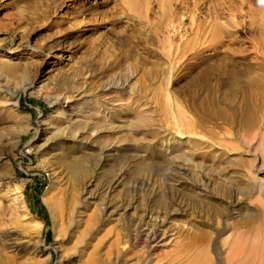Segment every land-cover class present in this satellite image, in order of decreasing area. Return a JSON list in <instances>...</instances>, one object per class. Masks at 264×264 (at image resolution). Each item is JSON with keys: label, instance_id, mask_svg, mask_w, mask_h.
<instances>
[{"label": "rangeland", "instance_id": "obj_1", "mask_svg": "<svg viewBox=\"0 0 264 264\" xmlns=\"http://www.w3.org/2000/svg\"><path fill=\"white\" fill-rule=\"evenodd\" d=\"M222 58L237 70L232 90L215 80ZM58 105L73 106L68 122L61 124ZM99 106L112 109L110 119ZM6 107L22 115V131ZM58 124L73 125L92 143L79 152H86L93 173L103 168L92 195L111 167L122 174L113 202L129 192L135 206L110 215L101 212L103 197L84 203L83 219L92 214L87 249L101 240L95 256L103 264H197V255L199 264L261 260L264 0H0V264L45 257L44 264L78 263L73 255L58 261V238L42 199L54 182L50 161L60 151L41 150L40 139L54 131L41 130ZM216 150L220 168L209 166L210 183L200 185V164L205 158L210 165ZM221 169L225 181L215 172ZM222 181L227 190L216 184ZM15 185L28 210L21 217L11 204ZM148 211L152 220L143 217ZM26 218L42 223L39 234H29ZM116 235L118 253L108 256Z\"/></svg>", "mask_w": 264, "mask_h": 264}, {"label": "bare ground", "instance_id": "obj_2", "mask_svg": "<svg viewBox=\"0 0 264 264\" xmlns=\"http://www.w3.org/2000/svg\"><path fill=\"white\" fill-rule=\"evenodd\" d=\"M221 40H222V37L218 36V38H216L215 43L219 44L221 42ZM215 80L217 81L218 85H223L226 83L228 85L227 87L229 90H232L233 88H235L237 86V84H238L237 70L233 67L232 63L228 59L225 60L222 58V59H219L217 61V71L215 74ZM119 86L117 84V85H113L112 87L118 89ZM64 100H65V102L69 101V98L66 97ZM15 104H16V102L12 103L13 106H15ZM60 107L61 106L58 105V108H60ZM99 108H101V107L99 106ZM97 109H98V107H97ZM6 110H8V107H6ZM14 110H16V107L14 108ZM111 110L112 109H110V108L102 107L101 110H98V111L101 112V114L104 117H106L107 119H110V117H111L110 111ZM59 111L62 115V118H61V120H62L61 124H62V123H65L69 119L68 118L66 120V118L68 117L67 115L73 114V106L72 105H63L61 107V110H59ZM118 111L121 112V110H118ZM9 113H11L13 115V117L15 118V125L14 126H16L15 128H17L18 131H20L23 127H25V122L23 121V119L21 117L22 115L20 116L18 112H15V111L13 112V110H10ZM77 113H79V112H77ZM5 114H6V112H5ZM85 114H87V113H85ZM8 118H9V116H8ZM85 119H87V118H85ZM70 120H71V118H70ZM72 121H75V120H72ZM99 121H101V120H99ZM110 121L108 123H110ZM80 122H81V120H80ZM80 122H78V124ZM106 122H105V120L103 121L104 124ZM97 123H99V122H97ZM108 123H106V124H108ZM61 124L60 125L58 124L59 126L54 125V126H56L54 129L44 127L41 130L43 134L48 133L49 131L51 133V130H54V131H52V134H50L46 137H43V139H40V140H42V142H41L42 143V149L41 150H44L45 148H49L52 146V147H56V149H59V151H60L57 154L53 155V157L50 161V163L53 164V166H54V167H52V174L54 177V182H52L51 184L46 186L44 195L42 197L43 201L48 203V206L50 209L49 211H50L51 219L53 222L52 226L54 228L55 235L58 238L57 246L60 247V252H59V257H58L59 260L58 261H64L65 258H67L70 255H73L74 257L75 256L78 257V261L76 260L78 262L77 264H103V262L100 260V257H98L99 255L95 256V250L97 252L96 248L98 246H100L99 244H101V240L95 246H93V249L91 251H88V249H87L88 248V242L86 240L87 239L86 238L87 237L86 236L87 235L86 224L90 220V217L92 214H91V211L89 214H87V216H86L87 222L85 221V219H83V218H85V215H86V209H85V207H83L84 203L90 204V203H92V199H95L98 197L99 198L103 197V199H105V200L103 201L101 199L103 201L101 203L102 205L100 207L101 212L103 213V211L106 212L107 210H109V214L111 213L110 215L117 214L116 210H118V209H122L124 211H127V210L131 209V207L133 208L135 206H130L131 205L130 201H132V200L129 197V192H125L123 197L120 199L115 198L116 201L113 202L115 196L113 195L112 191L116 187L119 186V184L121 182L119 180L121 178L120 175H122L120 173V171L119 172L116 171V170H119L116 168H115L116 169L115 173L112 172L111 167H110V169L107 168L108 170H106V171L110 172L109 174L111 175V177L106 179L105 182L102 184L100 193H97V195H95V196L92 195L91 187L95 186V184H96L95 182L99 178V173L101 171H103V168H102V170L100 169L101 170L100 172H98V173L95 172L96 174L93 173L94 171H92V170H94L95 168L94 169L92 168L93 167L92 162L89 163L91 165H87L85 162V159H87V158H85L84 154L86 152L84 151L85 152L84 153L82 151L84 154L79 153V152H81V150H83L85 148H91L92 143L90 144L89 141L84 140V138L82 137V133L79 132L78 130H76V127H73V125L70 126L69 124H64V126H61ZM91 124H93V122H91ZM94 124H95V122H94ZM102 124H101V126H102ZM79 125L81 126V123ZM46 126H47V123H46ZM94 126H96V125H94ZM103 126H105V125H103ZM77 127H79V126H77ZM99 127H100V125H99ZM2 136H3V133L0 134V140L3 141V139H1ZM2 141H0V142H2ZM0 146H2V144H0ZM39 147H40V145H39ZM160 148H162L161 150L168 151L169 146L163 145ZM107 149L108 148L101 149L100 153L104 154L105 152L108 151ZM220 155H221V151H218V150L214 151V155H213L212 159L210 160V162H211L210 165L207 164V162H206L207 160L205 158L202 160V162L200 164V169L202 170V178L199 180L200 185H203V186L206 185L207 186L210 183L211 179L207 175V173H208L207 168L209 166L210 167L214 166V167L218 168L220 166V164H219L220 158L218 159L219 161L217 160V158L220 157ZM106 158L104 160H106ZM232 161H233L232 157L227 158V163H231ZM3 165H5V164L3 163ZM143 169L146 170V167H144ZM215 172H217V174H219L220 176H223V178L221 177V179H223V180L228 179V176H226V172H224L223 169L216 170ZM251 172L252 171H250L249 169H246V173H244V175L246 174V176H248ZM220 176H217V177L221 181V179L219 178ZM230 178H232V177H230ZM260 179H261V177H260ZM261 180H264V177H262ZM213 181L215 182V180H213ZM216 181H218L217 178H216ZM216 184H218V186L220 187L219 188L220 191H222L221 189H223V190L228 189V187H226L227 184L225 185V183L223 181H222V183H220V185L218 182ZM20 186L15 185L12 189L13 192L9 191L10 193H12L11 194L12 195V197H11L12 203L11 204H13V210H14L13 212L17 216L20 215L19 217L23 216V214H25V213L27 214V211H28L26 206H25L24 201L22 200V193H21ZM232 186L233 185H231V187ZM216 187H217V185H216ZM8 190H10V189H8ZM8 190H6V191L8 192ZM231 191H233L234 194L238 193L237 190H236L237 193L234 190H231ZM219 192H217V193H219ZM228 192L229 191H227L226 194H228ZM82 202H83V204L81 206ZM154 203H156L160 206H164L165 203H167V202L161 198H156V199H154ZM92 213H94V212H92ZM119 213H120V211H119ZM107 214H108V212H107ZM118 215L120 216V214H118ZM16 217H14V218L16 219ZM25 217H27V216H25ZM107 217H106V219H107ZM110 217L112 218V216H110ZM143 217L146 218L147 220H152L153 216H152L151 211H148L146 214L143 215ZM117 218L119 219L118 216H117ZM117 218L114 217L113 220H117ZM17 219H18V217H17ZM26 219L27 220L24 221V224L28 228V230L30 232L29 234L34 235V236L36 234H39L41 231V228H42V223L40 221L32 219V218H31L32 220L31 219L29 220L28 218H26ZM19 222H21V221H19ZM147 222L148 221H146L145 223H147ZM111 231H112V228L109 229L107 232H111ZM150 231L152 233L153 229L151 228ZM119 243H120L119 239L116 235V237L113 239V241H111V243L106 247L107 250L105 251V254H107L109 256V254H111V251H113V249L115 250L116 253H118L117 250L119 247ZM59 247H58V249H59ZM199 252H201V251H198L195 255L200 254ZM250 253L252 254V251ZM96 254H99V253H96ZM108 256H107V258L109 259ZM45 259H47V257H45ZM45 259H44V261L41 259H36L34 261V263L35 264H44L45 262H48L47 260L45 261ZM194 260H195V262H197V264H199L198 255L194 258ZM245 264H264V255H261V260H259L258 263H255L254 259L251 258V259H247V262Z\"/></svg>", "mask_w": 264, "mask_h": 264}]
</instances>
